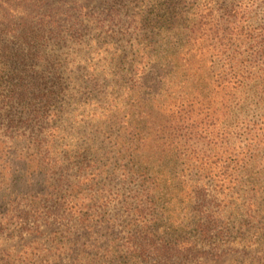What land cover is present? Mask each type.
<instances>
[{"label": "trees", "instance_id": "trees-1", "mask_svg": "<svg viewBox=\"0 0 264 264\" xmlns=\"http://www.w3.org/2000/svg\"><path fill=\"white\" fill-rule=\"evenodd\" d=\"M93 1L0 0V264H208L261 159L257 1Z\"/></svg>", "mask_w": 264, "mask_h": 264}, {"label": "rangeland", "instance_id": "rangeland-1", "mask_svg": "<svg viewBox=\"0 0 264 264\" xmlns=\"http://www.w3.org/2000/svg\"><path fill=\"white\" fill-rule=\"evenodd\" d=\"M99 1L95 0L91 3L99 7L101 4ZM219 1L223 4H230L233 1L250 2V4L253 2L252 0ZM256 1L257 3L253 6V9H256L255 12H259L256 15V23L262 24L264 22V2L263 0ZM149 3L150 0H147L146 4ZM99 46L100 43L95 45V47ZM89 57L95 60V52H92ZM254 65H264V62ZM75 96L82 99L81 92L76 93ZM98 99L99 97L96 96L94 101L90 103L84 104L83 100L81 103H74L71 106L69 103L75 119L78 120L82 115L91 112L94 105L97 102L99 103ZM253 113L255 114L253 116H259L260 111L255 107ZM81 125L80 131H83V122ZM75 131L74 125L71 124L67 132L68 138ZM80 143L84 144L83 139ZM261 146V159L258 162H253L247 168L240 167V170L234 176L227 178L225 188L227 187L226 191L230 193L229 197L225 201L220 199L216 202L220 203L219 212L221 210L223 213L216 214L219 222H217V228H213L212 231L211 249L207 258L208 264H264V142ZM255 194L257 197H255ZM253 197L257 198L258 207L254 209L251 207L248 209V206L244 207L243 205L250 204L249 201ZM215 207L219 208L218 206Z\"/></svg>", "mask_w": 264, "mask_h": 264}]
</instances>
